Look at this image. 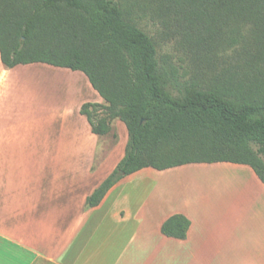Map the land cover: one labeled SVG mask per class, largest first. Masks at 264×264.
<instances>
[{
  "label": "trees",
  "instance_id": "trees-1",
  "mask_svg": "<svg viewBox=\"0 0 264 264\" xmlns=\"http://www.w3.org/2000/svg\"><path fill=\"white\" fill-rule=\"evenodd\" d=\"M143 22L208 65L189 72L159 54ZM0 54L8 68L84 72L105 101L81 108L92 132L106 136L114 120L125 123V155L88 207L149 167L233 162L264 182V0H0ZM191 224L176 213L162 232L185 239Z\"/></svg>",
  "mask_w": 264,
  "mask_h": 264
},
{
  "label": "crops",
  "instance_id": "crops-1",
  "mask_svg": "<svg viewBox=\"0 0 264 264\" xmlns=\"http://www.w3.org/2000/svg\"><path fill=\"white\" fill-rule=\"evenodd\" d=\"M38 67L8 68L0 54V264H264V182L247 164L207 163L225 168L192 177L184 201L169 202L149 183L160 172L144 168L88 207L120 160L97 163L92 139H34L46 124L23 76ZM176 213L192 222L185 239L162 232Z\"/></svg>",
  "mask_w": 264,
  "mask_h": 264
},
{
  "label": "rangeland",
  "instance_id": "rangeland-1",
  "mask_svg": "<svg viewBox=\"0 0 264 264\" xmlns=\"http://www.w3.org/2000/svg\"><path fill=\"white\" fill-rule=\"evenodd\" d=\"M142 27L157 43L159 54H168L175 63L184 66L187 71L195 73V68L208 65L209 62L206 60H201L200 63L194 53L184 48L180 38L165 31L163 27L150 22H143ZM223 54L221 53L220 56L222 57ZM30 74L23 76V80H27L26 104L38 108L39 113L34 120L46 124L42 129L38 127L33 130L34 139L39 137L41 132L47 133L52 140L78 138L80 140L78 144L83 139L85 142L88 141L87 139H92L98 146L97 163L103 160L105 168L111 162L123 158L129 138L125 123L116 119L112 122L110 134L98 136L92 132L87 117L81 113L82 106L87 102H105L84 72L39 63L38 69L30 71ZM32 163L35 165V162ZM222 168L225 166L207 163L188 164L164 171L154 168L155 172L160 173L156 175L158 178H155L153 176L155 173L152 172L149 183H159L156 192L159 195L158 201L169 202L174 199L184 201L185 187L192 184V177H200L201 174Z\"/></svg>",
  "mask_w": 264,
  "mask_h": 264
}]
</instances>
